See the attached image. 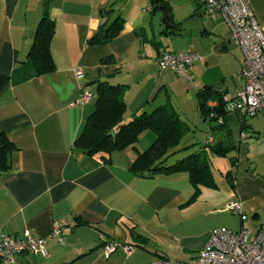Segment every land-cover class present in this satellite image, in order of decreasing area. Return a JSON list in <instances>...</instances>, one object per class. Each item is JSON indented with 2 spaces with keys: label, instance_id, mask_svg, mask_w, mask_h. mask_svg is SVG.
Masks as SVG:
<instances>
[{
  "label": "crops",
  "instance_id": "0c3cea01",
  "mask_svg": "<svg viewBox=\"0 0 264 264\" xmlns=\"http://www.w3.org/2000/svg\"><path fill=\"white\" fill-rule=\"evenodd\" d=\"M49 1L54 70L37 74L29 50L43 0H0V74L8 77L0 91V133L15 146L8 154L9 168L0 171V234L18 236L27 229L46 238L45 255L23 252L9 264H148L160 257L187 262L219 227L208 221L232 214L225 206L233 200L241 201L243 212L251 215L248 229L256 234L264 225V114L249 122L246 117L243 130L239 114H226L217 141L231 139L237 151L244 143V168L234 156L236 164L229 168L233 187L229 182L230 188L204 186L194 199L195 190L184 172L146 178L130 171L137 152L155 140L150 130L141 133L136 148L115 151L109 161L74 147L94 109L98 79L128 86L124 121L170 103L192 125L196 118L190 119L188 109L172 97L178 87L193 108L196 103L202 121L197 90L210 87L213 93L233 98L244 84V64L225 22L205 13L202 0H166L175 29L163 25L160 34L166 38L157 39L146 18V13H154L151 0L144 14L147 0ZM246 1L264 35V0ZM119 14L124 25L117 36L107 43H89L101 24ZM177 35L182 42H173L170 49ZM167 51L198 55L189 66L192 80L159 67L158 59ZM108 57L114 62L103 63ZM77 68L81 77L75 74ZM219 82L223 91L215 90ZM85 90L93 96L79 103ZM208 103L217 100L212 97ZM183 139L179 148L185 145ZM212 140L217 142L213 136ZM55 223L60 242L49 237ZM109 241L130 246V253L118 247L105 256L102 247Z\"/></svg>",
  "mask_w": 264,
  "mask_h": 264
},
{
  "label": "trees",
  "instance_id": "16d2710c",
  "mask_svg": "<svg viewBox=\"0 0 264 264\" xmlns=\"http://www.w3.org/2000/svg\"><path fill=\"white\" fill-rule=\"evenodd\" d=\"M203 2V1H202ZM49 0H43V12L34 31L32 45L29 50V59L33 63L37 74H44L54 70L50 53V41L54 33V19L49 13ZM154 10L161 13L164 29H175L172 9L166 0H151ZM124 25L122 15H117L110 23L100 25L98 31L89 39V43H107L119 34ZM103 63H113L112 57L102 60ZM115 69L113 72H115ZM110 76V75H109ZM8 77L0 74V91L6 85ZM94 93V109L86 117L80 133L74 140V147L82 152L94 155L99 154L105 161L115 151L126 147L136 148L141 133L150 130L155 135L154 142L145 150L138 151L131 163L130 171L140 177L151 178L159 175H168L184 172L189 183L194 188V199L201 187H215L216 182L210 167L209 153L216 156H226L228 152L237 149L231 139L204 143L198 150L188 155L170 160L178 151L183 137L191 131V124L182 119L176 109L170 104L157 105L150 112L134 116L124 121L126 111L124 93L126 84L110 83L107 79L96 80ZM212 97L216 98L215 106L209 105ZM197 106L204 119L215 120L223 118L216 128L221 129L225 124V116L230 111L226 101L218 92L213 93L210 87H203L196 92ZM231 99V98H229ZM245 119L242 117L241 130L246 129ZM15 149L14 144L0 133V171L9 168L8 154ZM232 166L236 164V157H229ZM232 172L227 170L225 178L233 187Z\"/></svg>",
  "mask_w": 264,
  "mask_h": 264
},
{
  "label": "built area",
  "instance_id": "2783aa9c",
  "mask_svg": "<svg viewBox=\"0 0 264 264\" xmlns=\"http://www.w3.org/2000/svg\"><path fill=\"white\" fill-rule=\"evenodd\" d=\"M202 1L205 13L213 17L218 16L225 22L231 40L235 42L243 57L244 84L233 98H224L228 110L243 118L264 114V35L253 11L246 0ZM196 59L198 55L194 52L167 51L161 54L158 63L160 68H173L183 78L192 80L189 66ZM75 74L77 77L83 75L80 68L75 70ZM92 96L91 92L85 90L78 102L86 103ZM216 121L221 124L223 118L218 117ZM244 138L245 135L241 134V139ZM212 141V138H207L204 143L209 144ZM225 209L240 216L241 226L238 230L227 227L214 228L204 248L187 262L160 257L148 264H264V225L252 235L246 225L241 201L233 200L225 206ZM59 234V227L55 223L49 237L60 242ZM45 244V237H35L27 229L18 236L0 234V264L14 263L15 255L23 252L45 255ZM118 247H121L125 253L131 251L130 246L113 241L106 242L102 251L108 256Z\"/></svg>",
  "mask_w": 264,
  "mask_h": 264
},
{
  "label": "rangeland",
  "instance_id": "374dc122",
  "mask_svg": "<svg viewBox=\"0 0 264 264\" xmlns=\"http://www.w3.org/2000/svg\"><path fill=\"white\" fill-rule=\"evenodd\" d=\"M149 8H150V2H148L147 0L146 8L144 9L143 14L144 12H148ZM146 18L148 19L147 21H150L151 23L150 26L152 27L153 33L156 36V38L158 39V37H161L162 39H165L166 37L160 34V30L163 27V24L160 23L161 22L160 12L157 10H154V13L152 14L146 13ZM179 36L180 35H177L176 37L171 36V38L172 37L175 38L173 39L175 41H170V44H169L170 49H173V45H175L174 44L175 42L179 44L182 42L181 39H179L180 38ZM172 72L176 77L180 78L181 80H184V81L187 80L183 78L182 76H180L178 73H176L174 69L172 70ZM109 82L111 83V80ZM176 89L178 91L175 92V94L172 97L176 100L178 104H181L183 107H186V109H188L189 111L188 117L190 119L196 118V122H194L191 125L192 126L191 131H189L186 134L185 138L182 141V143L185 144L184 147L176 153L179 157H183L195 150H198L201 146H203L204 144L203 142L207 138H212L213 136L215 140L217 141L219 130L216 128L217 121L209 120V119H204V121H202V119H198L199 117H197L198 113L196 109V103H195V107L193 108V106L191 105V102L189 103L186 101L187 96L180 93L181 87H178ZM93 92L95 93V91ZM92 102H94V99ZM253 118H255V116H248L247 122L251 121ZM235 134H237V132H235ZM244 151H245V144L241 143L240 151L232 150L228 152L226 156H216L212 153H209L211 171L213 173V177L216 183L219 186H227L228 188H230V185L228 184V181L225 178V172L229 170V168L232 166L230 163L229 157L237 155L239 157V160H241L239 161V164L242 165V168H244V164H245L244 163L245 162ZM227 211L231 212L232 214H221L219 216L212 217L208 221L207 225L211 224L213 225L212 227L224 226L232 230H238L240 228V216L230 210H227ZM243 213H244L243 215L245 216V220H246V224L248 228H251V221H253V218L251 217V215L247 214L246 212H243Z\"/></svg>",
  "mask_w": 264,
  "mask_h": 264
},
{
  "label": "water",
  "instance_id": "95a60500",
  "mask_svg": "<svg viewBox=\"0 0 264 264\" xmlns=\"http://www.w3.org/2000/svg\"><path fill=\"white\" fill-rule=\"evenodd\" d=\"M215 90L217 91V90H224L223 89V84L221 83V82H219V84H218V86H217V88H215Z\"/></svg>",
  "mask_w": 264,
  "mask_h": 264
}]
</instances>
